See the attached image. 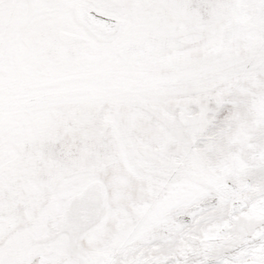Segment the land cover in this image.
I'll list each match as a JSON object with an SVG mask.
<instances>
[{"label":"snow or ice","instance_id":"6c2138e0","mask_svg":"<svg viewBox=\"0 0 264 264\" xmlns=\"http://www.w3.org/2000/svg\"><path fill=\"white\" fill-rule=\"evenodd\" d=\"M0 264H264V0H0Z\"/></svg>","mask_w":264,"mask_h":264}]
</instances>
